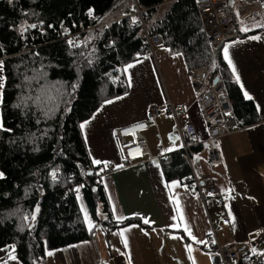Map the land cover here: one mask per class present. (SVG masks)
<instances>
[{"label":"trees","instance_id":"trees-1","mask_svg":"<svg viewBox=\"0 0 264 264\" xmlns=\"http://www.w3.org/2000/svg\"><path fill=\"white\" fill-rule=\"evenodd\" d=\"M138 3L147 9L150 32L162 35L171 54H182L189 70L207 65L209 82L218 77L225 84L239 128L261 121L222 49L208 43L195 0ZM133 8V0H0V249L14 245L22 264H45L47 251L90 239L93 231L86 227L78 200L80 186L98 226L116 229L140 222L113 217L104 172L93 163L80 127L105 102L130 91L125 68L145 53L135 17L121 18ZM98 24L80 33L75 46L61 31ZM110 38L114 44L106 46ZM200 148L161 158L166 180L184 183L192 174L190 159Z\"/></svg>","mask_w":264,"mask_h":264},{"label":"crops","instance_id":"crops-1","mask_svg":"<svg viewBox=\"0 0 264 264\" xmlns=\"http://www.w3.org/2000/svg\"><path fill=\"white\" fill-rule=\"evenodd\" d=\"M230 3L237 17L239 36L227 41L222 52L224 55L227 47L232 64L226 61L232 72L235 68L233 74L239 76L244 95L247 93L256 103L261 121L214 140L222 156L219 165L208 161L206 144L194 152L191 163L198 177L214 179L222 199L207 195L203 202L194 188L180 180L167 181L164 176L160 159L182 149L176 122L165 110L166 101L171 99L174 104L186 106L192 113L199 139H205L206 131L183 55L171 54L166 46H160L156 57L144 53L141 59L129 64L132 67L126 66L130 91L108 100L111 103L105 102L83 123L92 160L101 161L99 164L110 162L112 166L103 173L102 183L113 217L117 221L137 218L140 222L116 229L98 226L84 193L80 192L79 204L92 235L90 239L47 251L45 264H129V261L130 264H214L212 250L207 247L211 222L221 244L250 242L255 231L264 228V27L257 26L264 25V13L238 18L239 0ZM0 61H3L1 54ZM0 77L4 87V69ZM153 105L159 106L161 112L157 124L146 131L151 157L123 165V152L113 129L146 119ZM102 208L100 204V213ZM125 237L127 247L123 242ZM15 249L14 245L1 248L0 264H22ZM253 249L264 253V243L253 244ZM13 255L15 260L10 258Z\"/></svg>","mask_w":264,"mask_h":264},{"label":"built area","instance_id":"built-area-1","mask_svg":"<svg viewBox=\"0 0 264 264\" xmlns=\"http://www.w3.org/2000/svg\"><path fill=\"white\" fill-rule=\"evenodd\" d=\"M195 2L203 21L207 41L213 49H222L227 41L239 36L237 17L232 12L230 0H195ZM239 2L238 18L246 19L264 13V0H239ZM133 4L134 8L121 18L135 17L137 24L142 28L140 42L145 54L156 57L157 48L164 46V39L161 34L150 32L147 25V9L141 8L138 0H133ZM88 15L91 21L95 20L93 14L88 13ZM99 26L101 24L70 33H65L64 28H61V31L68 43L75 46L76 37L80 33ZM113 44L114 40L110 38L106 46ZM188 79L197 94L196 104L203 118L206 131L205 139H199L192 113L186 106L174 104L171 99H168L165 103V110L176 122V128L182 141V149L189 155L191 148L206 144L208 147V161L213 165H219L222 163V156L214 145V140L232 134L239 128L233 113L232 102L222 81L209 82V68L207 65L190 69ZM160 112V107L153 105L149 108L146 119L113 129L112 133L118 139L123 152V165L135 164L151 155L146 131L157 124V117ZM97 166L103 172L112 169L110 162ZM191 168L192 174L184 183L194 188L203 202H206L209 193L214 198L222 199L217 182L212 178L200 179L192 163ZM57 177L58 174L54 176V179ZM77 192L78 194L82 192L81 186L77 189ZM223 219L226 220L227 216L224 215ZM210 233L211 237L207 247L212 250L211 259L214 264H264V255H260L256 251L253 252V244L260 245L264 243V228L255 231L254 238L251 239L252 243L247 241L221 244L212 222Z\"/></svg>","mask_w":264,"mask_h":264},{"label":"snow or ice","instance_id":"snow-or-ice-1","mask_svg":"<svg viewBox=\"0 0 264 264\" xmlns=\"http://www.w3.org/2000/svg\"><path fill=\"white\" fill-rule=\"evenodd\" d=\"M257 26L258 27H264V25H257ZM31 27H36V25H31ZM243 30L244 31H248L247 28H245ZM252 39H259V37H252ZM0 47H2V46H0ZM224 56H225V59L228 60V63L231 65L232 64V61H231V59L228 56V49H227V47L224 49ZM132 66L133 65H128L129 68L132 67ZM2 69H3V61H0V71H2ZM233 72H235V68L234 67H233ZM236 79L239 80V76L238 75H237ZM2 87H3V77H0V90H2ZM0 95H2V91H0ZM245 96H246V98L251 99V97H248L247 93H245ZM107 102L108 103H111V101H107ZM85 123H87V122H85ZM84 126H85L84 124H81L80 125L81 128H84ZM2 127H3V124H2V122H0V128H2ZM93 163L99 164V163H101V161L94 160ZM2 176H3V173H0V177H2ZM209 195H211V193H209ZM38 210L39 209L37 208V211ZM85 215L87 217V213H85ZM32 219H35V215L32 216ZM117 219L122 220V219H124V217H117ZM144 222L145 223H149V221H147V220H145ZM89 223H90V221H89ZM134 227H136V226H134ZM124 231H127V229H125ZM120 235L121 236H124V232H121ZM189 235H191V232L190 231H189ZM193 239H195V238L193 237ZM123 242H124L125 246L127 247L128 241H127V238L126 237L124 238V241ZM255 251L256 250L253 249V252H255ZM49 255H51V253H49ZM260 255H264V253H260ZM10 258L13 259V260L16 259V257L14 255L11 256ZM129 264H130V261H129Z\"/></svg>","mask_w":264,"mask_h":264},{"label":"water","instance_id":"water-1","mask_svg":"<svg viewBox=\"0 0 264 264\" xmlns=\"http://www.w3.org/2000/svg\"><path fill=\"white\" fill-rule=\"evenodd\" d=\"M219 81V78L217 77L215 80H214V83H217Z\"/></svg>","mask_w":264,"mask_h":264}]
</instances>
